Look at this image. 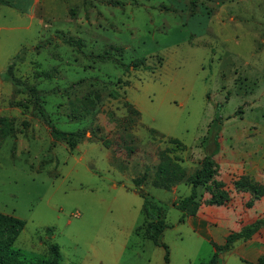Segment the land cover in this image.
I'll return each instance as SVG.
<instances>
[{
  "label": "rangeland",
  "instance_id": "1",
  "mask_svg": "<svg viewBox=\"0 0 264 264\" xmlns=\"http://www.w3.org/2000/svg\"><path fill=\"white\" fill-rule=\"evenodd\" d=\"M7 1L0 119L12 130L0 134V213L26 222L20 259L46 264L55 244L60 264H165V248L138 231L142 193L164 210L169 264L207 263L212 242L264 220V194L235 187L264 189V0ZM12 63L20 86L4 80ZM216 112L221 186H199L181 222ZM49 124L85 137L72 149ZM163 155L181 177L159 176ZM218 190L223 205L211 203ZM263 258L264 224L220 264Z\"/></svg>",
  "mask_w": 264,
  "mask_h": 264
},
{
  "label": "trees",
  "instance_id": "2",
  "mask_svg": "<svg viewBox=\"0 0 264 264\" xmlns=\"http://www.w3.org/2000/svg\"><path fill=\"white\" fill-rule=\"evenodd\" d=\"M0 4H8V1L0 0ZM102 58L112 59L110 51H105L102 55ZM132 66L138 67L136 63H133ZM4 80L12 83L14 86H20V81H18V79H16L13 74V63L8 66ZM0 120L4 123L3 128H0V134L2 136H6L12 130V126L8 121H6V119ZM221 120L222 117L218 114V112H216L214 119L211 121L208 127L207 136L203 145L205 156L203 158L201 168L191 179V194L183 198L179 204V209L183 212V215L180 219L181 222H184L186 210L190 206H194L191 214H194L196 212L198 208V204L196 202L197 188L199 186L206 185L210 181L214 182L216 186H221V184L215 183V181L212 180L215 172L214 168L216 167L214 157L218 155L221 150ZM49 128L54 142H66L72 149L75 148L80 140L85 137V132H63L56 129L51 124H49ZM173 141L178 143L177 140ZM179 172L180 166L174 163L169 156L163 155V157L161 158V164L159 165V176H163L164 179H169V176L181 177V174ZM145 180L146 175L138 180H135L134 182L137 186H141L143 185ZM162 184L165 183H159L158 181L156 182V185L158 186ZM235 187H241L246 190H251L257 196H261L264 194L263 188L252 184L250 185V187L246 188L247 185L241 183L240 181H237L235 183ZM141 195L144 198L143 212L145 221L143 226L139 228L138 231L144 232V236L147 239L151 240L156 246L165 248V264H169L168 247L161 242V236L166 228H168V225L165 221L164 210L160 206L155 204L145 194L142 193ZM227 199L228 197L225 191L218 190L217 193H213L211 203L216 205H223ZM263 224L264 220L258 219L252 224L242 227L239 232L228 234L222 245L212 242L215 248L214 255L209 262L203 264H220V254L230 251L237 241L241 239L251 238L253 235L259 232ZM25 225L26 222L21 218H18L14 215L0 213V264H26L22 259H20V253L13 250V245L21 232L24 230ZM51 232L52 230L48 229V233ZM46 264H60V252L55 244H51L48 248V261ZM259 264H264V258L261 259V262Z\"/></svg>",
  "mask_w": 264,
  "mask_h": 264
},
{
  "label": "crops",
  "instance_id": "3",
  "mask_svg": "<svg viewBox=\"0 0 264 264\" xmlns=\"http://www.w3.org/2000/svg\"><path fill=\"white\" fill-rule=\"evenodd\" d=\"M201 227L203 228L204 226H201ZM204 228H205V227H204ZM206 228H207V231H210V227H209V225H207ZM227 235H228V234H227ZM227 235H226V236H227ZM224 240H225V239H224ZM221 244H222V243H219V245H221ZM262 253H263V250L261 249V250H260V253H259V255H258V257L261 256Z\"/></svg>",
  "mask_w": 264,
  "mask_h": 264
}]
</instances>
